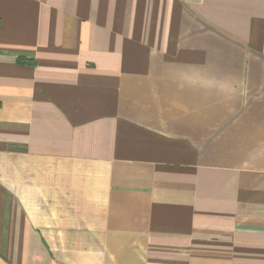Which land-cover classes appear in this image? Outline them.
I'll use <instances>...</instances> for the list:
<instances>
[{"label": "crops", "instance_id": "crops-1", "mask_svg": "<svg viewBox=\"0 0 264 264\" xmlns=\"http://www.w3.org/2000/svg\"><path fill=\"white\" fill-rule=\"evenodd\" d=\"M0 264H264V0H0Z\"/></svg>", "mask_w": 264, "mask_h": 264}]
</instances>
